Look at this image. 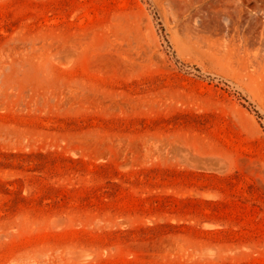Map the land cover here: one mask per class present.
<instances>
[{
	"label": "rangeland",
	"instance_id": "rangeland-1",
	"mask_svg": "<svg viewBox=\"0 0 264 264\" xmlns=\"http://www.w3.org/2000/svg\"><path fill=\"white\" fill-rule=\"evenodd\" d=\"M0 264H264V0H0Z\"/></svg>",
	"mask_w": 264,
	"mask_h": 264
}]
</instances>
